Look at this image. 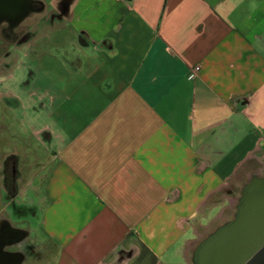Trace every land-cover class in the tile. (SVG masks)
<instances>
[{"label": "crops", "instance_id": "0c3cea01", "mask_svg": "<svg viewBox=\"0 0 264 264\" xmlns=\"http://www.w3.org/2000/svg\"><path fill=\"white\" fill-rule=\"evenodd\" d=\"M67 6L0 65V264H190L264 174V0Z\"/></svg>", "mask_w": 264, "mask_h": 264}, {"label": "water", "instance_id": "95a60500", "mask_svg": "<svg viewBox=\"0 0 264 264\" xmlns=\"http://www.w3.org/2000/svg\"><path fill=\"white\" fill-rule=\"evenodd\" d=\"M31 0H0V22L17 24ZM193 264H264V175L253 174L241 189L234 217L203 238Z\"/></svg>", "mask_w": 264, "mask_h": 264}, {"label": "rangeland", "instance_id": "374dc122", "mask_svg": "<svg viewBox=\"0 0 264 264\" xmlns=\"http://www.w3.org/2000/svg\"><path fill=\"white\" fill-rule=\"evenodd\" d=\"M44 3H45V9L41 12H37V11H34L32 13H30L29 15H27L23 20L22 22L18 23L19 25L17 26V28L15 29V32L19 35V36H22L24 33L31 31L32 28H35L36 24H37V21H38V17H39V14L41 13H48V12H57L59 10H62L61 8V4L60 2L62 0H43ZM31 5V4H30ZM32 10V8H31ZM4 26L1 25L0 26V65L1 64H4L5 63V60H6V57L7 55L13 50V49H16L15 51L17 53H19V49H20V41H19V38L18 39H10V38H6L4 36V34L2 33V27ZM13 48V49H12ZM17 62L19 63L21 60L25 61L21 55V53L18 54V57L16 58ZM19 75V73H18ZM16 122H19L20 123V126L22 127V134L26 137V139H28V141H30L32 144H34V146H36L38 144V139L36 137V135H33L32 133V130H31V126L30 125H27L26 123V116H25V112L24 110H22L21 108H18V110L16 111ZM0 121H3V120H0ZM22 121V123H21ZM1 123V122H0ZM26 123V124H24ZM3 134V133H2ZM40 146V145H39ZM3 151H2V148H0V157L3 155ZM258 168V164L255 163V165H253V169H257ZM244 174V173H243ZM261 175H264V174H261ZM242 183H244L245 181H247V178L246 176L245 177H242L241 176V180H240ZM0 182H1V178H0ZM36 183H37V180L34 179L33 180V185H30V186H36ZM237 195H239L240 193V188L238 187L237 190ZM30 200L32 201L34 196H30ZM31 206V205H29ZM233 217V210H230V211H225L223 212V215L220 219H216L215 221H211V225L209 226H198V233H202L203 235L200 237V240L202 238H204L210 231H212L217 225L223 223L226 219H232ZM28 219V218H27ZM33 220L31 219V217L22 222L21 224H27L28 226H30L32 224ZM41 231H39L38 229V239H39V242L41 243L42 242V236H41ZM197 245V242L192 246H188L187 247V256H188V259L190 261V264H193L192 262V251L193 249L195 248V246Z\"/></svg>", "mask_w": 264, "mask_h": 264}, {"label": "flooded vegetation", "instance_id": "af4514ba", "mask_svg": "<svg viewBox=\"0 0 264 264\" xmlns=\"http://www.w3.org/2000/svg\"><path fill=\"white\" fill-rule=\"evenodd\" d=\"M68 1L69 0H62L60 2L62 10L67 9ZM30 4H31L32 10L29 12V14L34 12V11L41 12L46 7L43 0H31ZM51 13L53 14L54 12H51ZM20 22H22V21H20ZM3 24H4V26L2 27L1 30H2V33L4 34V36L6 38H10V39H12V38L18 39L19 38V41H21L22 36H19L15 32V29L19 25L18 23L17 24H13V23H11L9 21L4 20V21L0 22V26L3 25ZM233 217H234V215H233ZM25 234H26V232L24 230H18V229L12 228L5 221H3L2 222V227L0 228V241L1 240H5V239L6 240L18 239V238L24 236Z\"/></svg>", "mask_w": 264, "mask_h": 264}, {"label": "built area", "instance_id": "2783aa9c", "mask_svg": "<svg viewBox=\"0 0 264 264\" xmlns=\"http://www.w3.org/2000/svg\"><path fill=\"white\" fill-rule=\"evenodd\" d=\"M199 70H200V67L199 66H196L192 72L190 73V77H193L195 75H197L199 73Z\"/></svg>", "mask_w": 264, "mask_h": 264}]
</instances>
